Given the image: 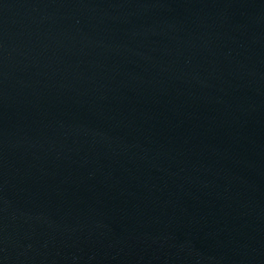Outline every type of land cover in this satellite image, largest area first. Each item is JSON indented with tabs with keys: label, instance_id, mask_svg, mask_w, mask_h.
<instances>
[{
	"label": "water",
	"instance_id": "1",
	"mask_svg": "<svg viewBox=\"0 0 264 264\" xmlns=\"http://www.w3.org/2000/svg\"><path fill=\"white\" fill-rule=\"evenodd\" d=\"M0 264H264V0H0Z\"/></svg>",
	"mask_w": 264,
	"mask_h": 264
}]
</instances>
